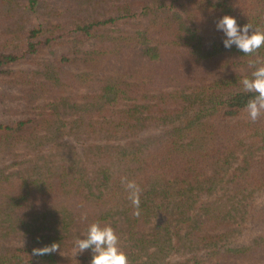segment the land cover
<instances>
[{"label": "trees", "instance_id": "1", "mask_svg": "<svg viewBox=\"0 0 264 264\" xmlns=\"http://www.w3.org/2000/svg\"><path fill=\"white\" fill-rule=\"evenodd\" d=\"M32 1L43 23L26 30L9 23L0 32V84L42 98L39 114L0 124L9 169L0 175V215L7 227L24 228L31 243L0 256L90 264L91 250L75 259L61 252L98 221L114 228L128 264H264V111L255 122L241 117L255 94L240 84L253 71L248 61L264 57V48L252 56L225 49L215 28L224 14L264 28V0ZM3 2L0 22L17 9V1ZM168 3L173 15L150 9ZM136 6L143 10L133 13ZM83 7L91 14L82 16ZM177 7L191 23L174 16ZM143 15L146 37L105 31ZM74 32L81 42L99 38L112 48L68 49L38 60ZM135 39L157 44L145 52L149 66L125 86L116 76L64 68L118 57ZM235 64L247 70L220 74ZM171 83L169 91L160 88ZM125 177L141 189L138 209L121 183ZM53 243L56 251L33 255Z\"/></svg>", "mask_w": 264, "mask_h": 264}, {"label": "rangeland", "instance_id": "2", "mask_svg": "<svg viewBox=\"0 0 264 264\" xmlns=\"http://www.w3.org/2000/svg\"><path fill=\"white\" fill-rule=\"evenodd\" d=\"M3 1L0 0V6L4 4ZM15 1H17L16 4L14 5V3H13L12 5L16 6L17 9L15 10V13H13L11 16L7 14L10 10H8L6 12L5 15L9 19H5V20L0 22V32L6 30L9 23L13 27H16V25L17 26L22 25L25 28V29H23V28L22 29L26 30V29H29V27H32L36 24H41L44 22V20H42V18L39 15L40 11L38 13H37V11H35V8L39 7V2L36 4V1H32V2H28L29 0H15ZM46 2L52 3V0H46ZM57 2L63 3L62 0L57 1ZM113 2H114V0H113ZM155 3H156V5L160 4L159 1H156ZM40 4H41V1H40ZM142 5L145 6L144 4H142ZM156 5L153 4L150 7V9H155L158 12L159 11H165L166 13H168V11H167V9H168L169 12L172 13L170 11V7L168 6L169 3L167 4V6H168L167 8L164 7L161 10L157 9ZM121 7H124V4H123V6L121 5ZM136 8H140V7L136 6ZM82 9H83L81 11L82 16L91 14L90 10H86L87 7H83ZM120 9H122V8H120ZM174 9H175L174 16L175 15L181 16V18H180L181 21L184 22L186 25H187V23H191V21L188 20L186 13H184L178 7L174 8ZM123 10L124 9H122V11ZM141 10H143V9L140 8V9L134 10L132 12L136 14L137 12L139 13ZM114 15L119 16L118 14L110 13V16H114ZM172 15H173V13H172ZM101 16H106V15H104L102 13ZM89 19H87V20H89ZM101 19H103V18H101ZM85 20H86V18H85ZM147 21H148V17H146L145 15L139 16L137 18L131 17L130 19L126 20V22L124 20L123 21L120 20L117 23H111L110 25L107 26V28L109 30L105 29V31H107L111 34H115V35L120 33V31L121 32L122 31L127 32L130 35H132L133 33H138V34H141V37H139V38H143V37H146L144 31L147 27L146 26ZM205 33H206V31L202 30V32L200 34L203 35ZM74 36H77L75 32L72 33V35H69L66 37L68 40V43L65 44V46H63L61 44H55L54 46L44 48L43 52L39 56H37L38 60L39 61H42V60L48 61V60L54 59L55 55H59L60 53L63 52V50H68V49H73V50L84 49V50H89V51L91 49L102 50L104 48V45H109V47L112 48V45L109 42H102V40L99 38H97V39L90 38L89 40L81 42V40H79V38H74ZM156 44L157 43H155V42L143 44V43L138 42V40L135 39V42L129 43L127 47L125 45V50H123L122 54L120 56L118 55V57H116V56H110L109 58L105 57L102 59V62L97 63L95 65H88L89 63H86L87 66H86L85 62H82L79 60L71 61V62L66 63L64 65V68L67 70H71V71H81V70L92 71L93 73L95 72L96 76L102 77V78L109 77V76H116V77H118V79H123L122 84L125 86V83L128 81H131V82L136 81L137 76L140 75V73L138 74V72L141 71V69L145 70L147 65L149 66L148 63H150V58L148 55H146L145 52L148 48L151 49L154 46H156ZM28 64H30V63H28ZM34 65L35 64H30L27 66H34ZM17 66L18 65L14 66V67H17ZM20 66H21V64H20ZM219 70H221L220 74L244 73L245 70H247V66H245V65L239 66L238 64H235L229 68H221ZM128 75L131 78L127 79ZM132 77H134V78L132 79ZM173 85L174 84L171 83L168 86L165 85V86L160 87V88L163 89L164 91L165 90L169 91L172 89ZM169 88H171V89H169ZM158 90L159 89L155 90L153 93H158ZM164 91H161V92H164ZM81 93L82 94L85 93V90H81ZM40 100H42V98L35 99V98H31L29 96H25L24 91L19 89L18 85H16V86L11 85L10 86L7 83L0 84V124H8V123L15 121V120L27 119L28 117H34L37 113L39 114V112H40V108L38 107V104H40L42 102V101L40 102ZM68 117L71 119H74L76 117V115H68ZM241 117H245V118L248 117L247 110H245L243 112ZM161 129H165V128L162 127ZM154 133L158 134V130L155 131ZM47 139L51 140L50 136L48 138H42L43 141H46ZM4 148H6V147H4ZM0 150H5V149L0 148ZM5 158L0 153V175L5 174L4 176L9 174V169L6 167L7 166V160ZM220 175H222V174L221 173L217 174L215 176V179H219ZM4 176H2V178ZM8 178L11 179V177H9V176H8ZM4 197H5V195H4ZM1 203H2V201L0 199V204ZM0 210H1V208H0ZM4 217H5L4 215H0V255H2V256H5V254H3V251L8 247L9 248L10 247L24 248V247H27L31 243L29 241V238L27 237V234H26L24 228L19 226L18 228L13 230L10 227H7V225H5L6 223L4 221ZM46 230H47V228H46ZM41 233H43V232H41ZM74 239L77 240V238H74ZM68 243H69V245L64 250H62V252H61L62 255H64V256L66 255L71 259H75L79 255H82V254L87 252V250H86L83 253H79V252L77 253L78 250L75 247V241L73 239H68ZM2 256H0V261L6 260L5 261L6 263H4V264H32L31 261L29 260V257H25V258H23L24 260H21V261H19V259H15V261L18 260V262L15 263L14 259L8 260ZM0 263H2V262H0Z\"/></svg>", "mask_w": 264, "mask_h": 264}, {"label": "clouds", "instance_id": "3", "mask_svg": "<svg viewBox=\"0 0 264 264\" xmlns=\"http://www.w3.org/2000/svg\"><path fill=\"white\" fill-rule=\"evenodd\" d=\"M215 28L223 35L222 43L225 49L235 47L245 56H252L264 48V28L253 26L250 22L238 23L235 15H222L215 21ZM248 64L253 71L250 77L242 78L240 84L245 93L255 94L245 105L248 117L255 122L264 111V57L250 59ZM121 183L128 192V198L138 209L140 187L126 177L122 178ZM75 247L77 253L91 250L90 264H128L127 254L119 246V236L110 224L92 222L82 234V238L75 241ZM56 249V244L53 243L50 246L33 249V255H43Z\"/></svg>", "mask_w": 264, "mask_h": 264}]
</instances>
